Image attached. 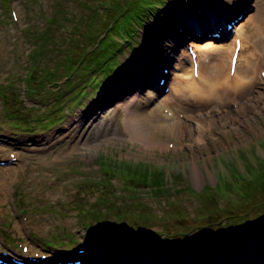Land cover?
<instances>
[{
    "label": "rangeland",
    "instance_id": "1",
    "mask_svg": "<svg viewBox=\"0 0 264 264\" xmlns=\"http://www.w3.org/2000/svg\"><path fill=\"white\" fill-rule=\"evenodd\" d=\"M9 1L7 5L0 0V159L4 160L0 163V240H10L21 250L25 243L37 247L62 243L63 249L45 246V252L64 255L73 264L78 247L98 244L100 256L95 257L94 251V260L84 263L81 257L82 264H192L207 255L217 257L219 264H264V253L257 254L264 248L261 73L256 74L251 95L226 106L208 103L210 98L182 101L199 109L190 123L205 112L217 120L213 130L206 132V142H176L157 134L156 146L150 147L145 138L128 139L130 126L123 122L137 103L143 108L152 103L147 98L150 87L159 86L157 93L159 89L172 93L165 92L158 79L166 78L165 84L171 85L173 72L166 74L178 57L188 58L184 51L190 38L202 42L218 28L220 38L224 37L226 22L240 9L242 15L228 30L229 36L220 41L232 42L239 26L248 27L253 40L264 32V0H243L234 11L225 10L231 0H164L158 6L165 17L151 14L138 25L134 37L123 42L111 76L100 75L96 85L74 74L70 78L74 89L69 88L67 71L60 63L67 45L62 38L90 30L83 29L82 18L95 2ZM56 7L58 24H53L41 47L37 35L48 31V17ZM180 10L195 20L184 21L185 27L178 30L184 17L176 14ZM49 38L60 41L59 45ZM79 50L73 47L69 53L77 56ZM132 64L143 72L151 66L148 83L128 85L138 76ZM80 83L87 86L83 95ZM161 138L169 145L162 144ZM129 171L140 176L132 178ZM116 227L137 233L109 230ZM100 230L104 236L95 239L93 232ZM148 231L152 235H145ZM221 235V241L211 240ZM109 240L111 247L120 249L116 255L103 243ZM168 243L175 245L176 253L165 252ZM134 247L140 250L138 255ZM143 250L152 258L141 256ZM229 258L238 262L225 263Z\"/></svg>",
    "mask_w": 264,
    "mask_h": 264
},
{
    "label": "bare ground",
    "instance_id": "2",
    "mask_svg": "<svg viewBox=\"0 0 264 264\" xmlns=\"http://www.w3.org/2000/svg\"><path fill=\"white\" fill-rule=\"evenodd\" d=\"M242 1L243 0H231L229 1L231 3L225 5V8L228 10L233 7L236 8ZM176 14L178 16H184L182 10L176 11ZM184 17L180 18V23L185 21V24L187 20L190 22L195 20L193 19L194 15ZM184 24L182 25L183 27H185ZM247 28L246 26L237 27L236 35L230 43L224 41L216 42L212 37L208 38L205 43L193 40L192 45L197 50L198 60L200 61V77L197 79L192 76V62L186 49L184 52L189 59L184 60L183 57L178 59L179 62L175 72L172 93L160 96L162 93H160V91L157 93L158 86L154 85L150 87L151 90L147 98L153 99V101L156 102L149 107H144L146 109L137 103V105L127 111L123 122L125 126L127 125L130 127H127L125 136L131 141H134L136 137L142 140L145 138L146 144L150 147L152 145L156 146V139L154 136L157 134H161L162 137L167 136L176 138V142L185 139L198 143L206 142L207 138L205 134L208 130H213L218 124L217 120L214 117L208 116V112H205V116H194V124L190 123L188 120L192 117V114L198 115L199 113H196V110L199 111V109L189 107L190 105L186 106L182 101L187 102L193 99L192 103H194L201 99L210 98L208 103L226 106V104L231 101H237L239 97L242 98L251 95L254 89L256 74L264 70L262 67L264 64V32H259L257 38L253 40L247 34ZM224 34L228 36L230 31L225 30ZM237 38L241 41V48L238 56V64L232 74L230 65ZM248 44H250L251 47L247 50ZM131 68L135 69L136 72L138 71V77H136L137 80L132 79L128 83L131 81L132 83L144 82L146 78L143 75V70H139V67L137 69L134 64L131 65ZM221 75L223 76L221 77ZM261 96L260 94V97ZM251 98L252 97H250V99L248 98L246 102L248 105L250 104ZM134 101H137V99ZM240 105L242 108L244 107L243 102L239 104V106ZM261 105L263 106V104ZM216 107L217 106H214V108ZM260 108L261 106H258L256 111H259ZM237 117L238 116L234 115V118ZM161 142L162 144H166V138H161ZM168 145L169 142H167V146ZM176 147L177 144L175 143V148ZM103 243H106L108 249L111 248L112 251L114 250L115 255L120 250L117 244V246H113L114 249H112L113 247L110 246V240L106 242L103 241ZM95 246L92 248L91 252L86 250L81 253V256L86 260H93L94 258H91V255H93L94 251L95 257L100 256L96 253H98L99 249L102 251V247H100L101 245L99 244L96 248ZM105 248L106 246L103 247V250ZM126 250L128 251L127 248ZM132 250L136 251V255L140 252L137 247L132 248ZM263 251L264 248L257 254ZM63 256H61V264H64L63 260L67 258ZM141 256L152 258V253L143 250L141 251ZM42 261H44L45 264H54L55 260L52 255H47L46 259ZM156 264L158 263L156 262ZM192 264H195V260H192Z\"/></svg>",
    "mask_w": 264,
    "mask_h": 264
},
{
    "label": "trees",
    "instance_id": "3",
    "mask_svg": "<svg viewBox=\"0 0 264 264\" xmlns=\"http://www.w3.org/2000/svg\"><path fill=\"white\" fill-rule=\"evenodd\" d=\"M3 4L9 3L11 1L2 0ZM95 3L92 6L90 12L87 16L82 18V22L85 25L83 29H90L88 32H79V36L84 37V40H80L79 36L73 33H68L67 36L62 38L67 42L65 52L60 54L59 58L60 63L64 65L66 73V77L69 80V88L74 89L75 87H70L71 82L70 78L74 74H79L83 82H91L92 84L98 85L101 80H99V76L102 75V79L106 78V76H111L113 74L114 69L116 68L119 62V53L124 49L123 42L127 43L128 39L134 37V34L138 31V25L144 24L151 14L163 15L161 8L158 6L164 2V0H93ZM88 5V3L86 4ZM59 9L56 7L55 13L52 16L48 17V22L51 24L50 28L47 32L43 34H38L36 40H40L38 43L39 46H44L45 39L48 37L50 33V29L56 22V17L59 13ZM161 19V18H160ZM162 20V19H161ZM172 31V30H171ZM54 34V32H52ZM51 34V35H52ZM53 44H58V40H52L49 38ZM77 45L75 46V44ZM90 46V47H89ZM79 47L80 50L77 52V56L72 53H69L72 48ZM47 48H50L47 44ZM82 82V83H83ZM91 84V85H92ZM79 86V84L77 85ZM87 86L85 83L81 85L79 88V93L85 94ZM163 173L162 171H160ZM132 174L130 177L140 176L138 171L128 172ZM152 176L159 178V173H152ZM161 181V178L160 180ZM251 195V194H250ZM230 215V214H229ZM258 218V217H257ZM260 219H264V214L260 216ZM249 229H254L251 227ZM112 231H116L117 233H137L134 232L136 229H128V228H119L116 227L114 229H109ZM249 231V230H248ZM247 231V232H248ZM111 235H115V233H111L109 231L106 232ZM105 234L104 230L97 231L95 236H101ZM246 234V232L241 233V235ZM145 235H152L150 231L146 232ZM221 235L219 237L211 238L214 241H221ZM114 238V237H113ZM177 248L172 243H168L166 245L167 253H176ZM264 253V251L262 252ZM230 260L225 261V263L229 262H238V258H229ZM198 264V261L195 262ZM201 264H219L217 257L214 255H207L203 257ZM238 264H247L238 263Z\"/></svg>",
    "mask_w": 264,
    "mask_h": 264
}]
</instances>
